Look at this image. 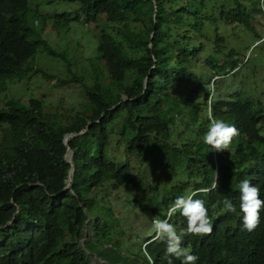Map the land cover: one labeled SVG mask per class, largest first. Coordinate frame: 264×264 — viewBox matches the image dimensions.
<instances>
[{"label": "trees", "instance_id": "trees-1", "mask_svg": "<svg viewBox=\"0 0 264 264\" xmlns=\"http://www.w3.org/2000/svg\"><path fill=\"white\" fill-rule=\"evenodd\" d=\"M53 1L71 8L51 17L32 0H0V264H91L79 242L85 228L94 234L91 245L111 243L116 233L128 230L126 217L99 204L109 191L126 195L123 208L131 207L135 215L165 218L175 199L189 192L180 181L172 187L164 173L213 160L201 141L210 123L208 108L214 119L234 120L238 129L230 150L219 154L222 183L249 180L264 199V99H244L235 87L224 94L217 85L208 103L214 74L228 81L249 78L242 74L243 55L226 45V30L240 26L261 41L252 22L264 17V0H250V7L246 0H45ZM49 23L53 32L46 30ZM74 25L88 38L89 71H74L75 56L52 48L47 38ZM260 44L250 61L264 66V41ZM48 57L65 63L70 76L45 73L41 62ZM32 75L58 86L80 83L86 94L83 110L73 118L55 114L49 119L42 100L1 99L10 84ZM191 85L202 93V103L194 97L181 100L173 92ZM188 103L191 122L184 117ZM203 105L205 126L199 123ZM84 130L70 139L73 188L60 193L72 168L65 136ZM175 130H188V139L173 141ZM134 155L140 157L137 165H144L136 171L130 164ZM151 181L155 193L145 195ZM219 191L225 201L224 186ZM208 215L215 222L212 210ZM260 223L249 232L231 228L232 239L221 235L219 244L209 235H188L187 246L197 250V261H205L201 264H264V209ZM123 244L114 242L107 257L112 264L149 263L142 253L123 256ZM146 249L155 257L150 245Z\"/></svg>", "mask_w": 264, "mask_h": 264}, {"label": "clouds", "instance_id": "clouds-1", "mask_svg": "<svg viewBox=\"0 0 264 264\" xmlns=\"http://www.w3.org/2000/svg\"><path fill=\"white\" fill-rule=\"evenodd\" d=\"M260 34L263 37L261 41L253 40L251 35L252 41L258 43L264 41V35L262 33ZM228 41L229 38L227 37V47L235 48L229 47ZM256 49L253 57H255ZM239 53L242 54L240 50ZM243 57L242 62L244 65L242 67V74H244L246 66L250 63H252V67H255L254 65H260L258 67L264 70V66L259 64L261 61L256 59L250 61V59H248L250 56L247 57V59L244 55ZM239 68L240 67L236 68L230 74L237 72ZM253 75L255 74L253 73ZM219 79H223V75L214 74L211 79L209 88L210 100L208 97L209 104H211L213 96L216 93L215 91H217L216 87ZM144 87L147 88L146 82ZM254 89L259 91H255ZM263 90L264 85L261 86L258 80L255 79V84L252 86V89H250L252 98L259 97L264 99L260 92ZM124 100H126V98ZM208 114L210 123L206 126L207 131L204 136L201 137V141L211 149L213 160L211 163L204 160V162L198 165L190 164L188 170L187 166H185L184 168L178 169V171H172L164 175L165 177L168 176L172 187L174 181H180L182 185L188 189L189 193L175 199L174 203L167 209L165 218L154 216L149 219L144 217L152 222L151 229H149L150 235L152 236L143 239V249L140 248V253L148 257V264H153L152 261L161 264H201L205 261H197L198 252L197 250L194 252L193 247L188 248L186 236L209 235L213 242L219 244L221 243V235L230 240L232 239L230 230L233 227L249 232L261 226L260 213L261 210L264 209V199L260 198V189L252 185L249 180H242L241 182L238 180L235 186H226L221 181V175L224 171L219 161V154L228 152L233 138L238 135V129L235 125L236 121L233 120V123L228 124L223 120L214 119L209 108ZM201 116V121L199 123L205 126L206 122L203 119L206 115ZM175 131L173 141L182 144L188 139L190 133L188 130ZM220 186H224L228 196L225 201L220 200ZM166 187H168V185L164 184V188ZM209 209L212 210L215 215V222L209 218ZM90 236H94V234L90 228H86L85 239L83 238V240L81 239L79 242L86 254L91 257V264H112L107 257L114 245V241L107 244L108 247L106 248V252H96L92 254L88 246L90 245L91 247L89 243ZM122 236H127V240L134 237L136 238V242L139 243L137 240V230L132 225L128 226V230L126 229L125 234ZM183 236L184 239L182 238ZM86 237L88 238L86 239ZM148 245H150V250L155 254V257H152L151 253L147 251L146 248ZM126 246L127 245L124 243L122 248L118 247L120 248V253L125 257L129 256L126 254ZM138 259L137 257V260ZM157 259H165V261H156ZM137 264L145 263L143 261H138Z\"/></svg>", "mask_w": 264, "mask_h": 264}, {"label": "rangeland", "instance_id": "rangeland-1", "mask_svg": "<svg viewBox=\"0 0 264 264\" xmlns=\"http://www.w3.org/2000/svg\"><path fill=\"white\" fill-rule=\"evenodd\" d=\"M248 7H250V0H246ZM47 2V1H46ZM45 0H32V3L34 4H40V12L44 14H48L51 17H54L55 14L61 13L62 11L68 10L71 8L70 4L66 2L61 1H53V3H46ZM100 23L102 24L105 19L103 17H100ZM261 22V25L258 24ZM252 25H255L256 28H258V31L260 33H263L264 35V17L258 15L256 16V19L252 22ZM92 27H95V25H92ZM50 23L47 25V31L53 32L51 30ZM83 30H79L76 25L71 27L69 30L60 31L57 34L56 33H49L47 35V38L49 40V44L52 46V48H57L60 51H66L69 53L71 57L75 56V59H71L72 62H76L78 60V63H72V69L76 71L75 67H78L79 70L89 71L91 68V62L88 61V55L87 51V39L86 36L82 33ZM226 35L229 38L228 46L229 47H235L239 49L242 54L247 57L254 56V51L256 48L260 47L261 44L258 42H253L251 34L247 33L246 29H243L240 26H228L226 30ZM252 50V51H251ZM251 52V54H250ZM250 57L248 59H250ZM201 60H205L206 57L204 55L200 56ZM41 67L45 73H49L51 70L55 71V74H58L60 76H66L69 77L70 73L67 71V65L65 63L60 62L58 59H53L52 57H48L47 59H43L41 62ZM192 71V69H191ZM245 75H249L248 79L244 78L243 76H238V79H234L232 81L229 78L226 79H219L217 85L222 86L224 94H230L229 91L235 87L238 90V93L241 94L242 98L244 99H250L252 98V94L250 93V89H252V86L255 84V79L258 80V83L262 86L264 85V70L258 66L252 67V63L248 64L246 66V69L244 70ZM253 73L255 75H253ZM252 85V86H251ZM203 89V88H201ZM173 92L175 94H178V97L181 100L183 99V96H187V98L194 97L201 101L202 103V97H199V95H202V93H198L196 87L194 86H187L183 89L178 88L174 89ZM85 90L82 88L80 83H73L67 86H58L54 80H46L43 79L40 76L32 75L31 79L24 82H15L14 84H10L9 90L5 92L1 96L2 100H8L12 97L19 98L21 101H24V103H27L31 98H36L39 100L44 101L46 108H47V116L50 119L55 114L59 115L63 120L73 118L75 115L83 110L82 104L84 101H86L85 96ZM181 95V96H180ZM186 98V99H187ZM210 100V97H209ZM188 103V108L184 106L185 111V118L186 122H191V108ZM205 109L206 105H203L201 107V115L205 116ZM190 116V117H189ZM67 124V123H65ZM198 125V124H197ZM198 127V126H195ZM114 151H118L117 147L112 148ZM124 151V147H122ZM120 152V151H119ZM135 156V155H134ZM138 158L139 156L131 157L130 164L131 168L133 170H137V167L144 166V165H137L138 164ZM167 174V173H166ZM165 175V173H164ZM163 175V176H164ZM157 176L161 177L162 174H158ZM101 193L104 194L103 191ZM154 182L151 181L147 184L144 194L145 195H151L154 194ZM126 195L118 193L116 191H109L107 195H103L99 199V204L102 207L110 206L113 208L115 213L119 216L126 217V223L125 228L132 225L137 230V240L139 243L136 242V238H132L130 242H126L127 236H121L120 233H116L114 238L115 241L124 242L126 246V254L129 256L131 255H139L140 254V248L143 249V243L142 240L151 237L149 229H151L152 222L143 218L138 212L135 214L132 213L131 207L130 209H124L123 206H126L125 202ZM110 202V203H109ZM103 213V212H100ZM128 213H130L128 215ZM86 232V228H85ZM85 232L83 234V238L85 239ZM89 237V236H88ZM86 237V239L88 238ZM83 240V239H82ZM69 239L67 238L65 241L62 240L63 244L65 242H68ZM75 244H77V241H75ZM90 248V253L95 254L96 252L104 253L106 252V248L108 247L107 244L104 243H93V245H88Z\"/></svg>", "mask_w": 264, "mask_h": 264}, {"label": "water", "instance_id": "water-1", "mask_svg": "<svg viewBox=\"0 0 264 264\" xmlns=\"http://www.w3.org/2000/svg\"><path fill=\"white\" fill-rule=\"evenodd\" d=\"M85 131L86 130H84V131H82V132H80L78 134L73 133V134H68V135L65 136V144L67 146V153L65 154V157L72 164V168H71V171H70V176H69L68 184L66 185L65 188H63L61 190L60 193L65 192V191L73 188L74 172H75V163H74V160H73V154H72L71 147H70V139L71 138H75L78 135L83 134Z\"/></svg>", "mask_w": 264, "mask_h": 264}]
</instances>
